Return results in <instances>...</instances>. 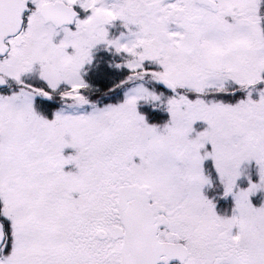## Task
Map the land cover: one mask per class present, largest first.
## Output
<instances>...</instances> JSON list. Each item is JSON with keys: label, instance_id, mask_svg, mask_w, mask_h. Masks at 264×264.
I'll return each mask as SVG.
<instances>
[{"label": "snow or ice", "instance_id": "snow-or-ice-1", "mask_svg": "<svg viewBox=\"0 0 264 264\" xmlns=\"http://www.w3.org/2000/svg\"><path fill=\"white\" fill-rule=\"evenodd\" d=\"M0 264H264V0H0Z\"/></svg>", "mask_w": 264, "mask_h": 264}, {"label": "rangeland", "instance_id": "rangeland-1", "mask_svg": "<svg viewBox=\"0 0 264 264\" xmlns=\"http://www.w3.org/2000/svg\"><path fill=\"white\" fill-rule=\"evenodd\" d=\"M253 178H255V177H253ZM255 202H257L258 203V200H256ZM225 203V202H224ZM222 210V209H221Z\"/></svg>", "mask_w": 264, "mask_h": 264}, {"label": "trees", "instance_id": "trees-1", "mask_svg": "<svg viewBox=\"0 0 264 264\" xmlns=\"http://www.w3.org/2000/svg\"><path fill=\"white\" fill-rule=\"evenodd\" d=\"M227 210L229 209V207L226 208Z\"/></svg>", "mask_w": 264, "mask_h": 264}]
</instances>
